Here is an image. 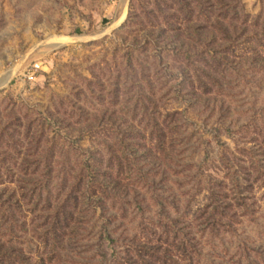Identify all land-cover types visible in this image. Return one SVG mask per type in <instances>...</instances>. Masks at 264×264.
Returning a JSON list of instances; mask_svg holds the SVG:
<instances>
[{"label": "rangeland", "instance_id": "374dc122", "mask_svg": "<svg viewBox=\"0 0 264 264\" xmlns=\"http://www.w3.org/2000/svg\"><path fill=\"white\" fill-rule=\"evenodd\" d=\"M234 4L215 84L183 1L0 0L6 264H264L263 176L214 221L264 135V0Z\"/></svg>", "mask_w": 264, "mask_h": 264}, {"label": "trees", "instance_id": "16d2710c", "mask_svg": "<svg viewBox=\"0 0 264 264\" xmlns=\"http://www.w3.org/2000/svg\"><path fill=\"white\" fill-rule=\"evenodd\" d=\"M180 1H183L184 4H186V6L189 5L190 12L192 14V18L188 19L191 23L190 30L188 29L185 38L186 39L189 38V40H194L195 42H198L206 50V54L200 56L202 60L193 61L191 58V61L189 59V63L192 66V68L196 69V71H198L199 73L202 72L206 73L207 75L206 77H208L207 79L209 83L213 81V83L219 84L220 81L219 78L222 77V75L226 73L227 70L235 69L233 68V61L231 60V56L228 53V48L225 45H223V41L228 39L230 36L229 33L233 25V23L230 20L233 18H237V16L236 17L232 16L231 13L237 11L236 5L234 4L236 0H196V2L199 3L197 9L200 13L198 15H196L195 7L194 8L192 7L193 3H191L190 0H180ZM208 1L211 4L205 5L206 2L208 3ZM204 7H206L208 11L203 10ZM193 33H195L196 37H193ZM189 44H191V41L189 42ZM191 52H193V49L191 50ZM189 53L187 55H189ZM247 60L250 62L251 58L245 59V61ZM255 61H257V58L255 59ZM261 61H264V59H261ZM200 64L202 66H199ZM260 67L258 66L257 69H259ZM197 78L198 81H193V80L189 81L192 85L193 93L200 92L202 95H205L206 93L204 91L208 89L209 85L207 81L201 78V76L198 74H197ZM257 136L259 139H261V141L257 143L256 151L253 152V154H250L251 155L250 163L247 162L246 165L248 166H243V167L241 166V169L244 172L243 175L246 177L242 179L244 180V182L240 180L243 177L242 175L239 176V174L238 175L236 173L233 174L230 177V179L232 180L231 186L227 190V192L231 193V196L229 197L228 194H226V192L220 190L217 193L218 195L217 198L215 197L214 199L215 201V206L213 207V210L215 212L214 221L216 224L219 223L218 225L221 224L222 226H226V227L232 225L231 222H228L226 220L229 219L230 221L233 219V216L230 213L233 212L234 206L237 207L244 206L243 204L244 200L242 199V195H241L242 192L244 191V190L242 191V189L245 187L244 183H248L247 185L250 188H252L253 184L255 183V181L252 182L251 180V179L254 180L255 178H252L250 174L254 173V175H256L257 177L258 176L260 178H262V176L264 177V135L261 136L260 133L259 134L257 133ZM243 153H246V151H243ZM229 159L230 158L226 157L225 155L226 163L229 161ZM220 193H224L223 196ZM227 200H232L233 202L231 201L228 202ZM3 205H4L3 197H0V208L3 209ZM150 254L153 255L154 253L151 252ZM7 256H8L7 246L4 243L0 242V264H6L5 260ZM166 259H167L166 257L159 258L157 260L158 264H169L166 261ZM125 263L154 264L150 260H147L146 258H142L141 261L137 262L134 259H132V256H130L128 262L125 261Z\"/></svg>", "mask_w": 264, "mask_h": 264}, {"label": "built area", "instance_id": "2783aa9c", "mask_svg": "<svg viewBox=\"0 0 264 264\" xmlns=\"http://www.w3.org/2000/svg\"><path fill=\"white\" fill-rule=\"evenodd\" d=\"M40 68V64L36 63L35 65H33V67H31L30 69L27 70V75L29 78H34L36 72L38 71V69Z\"/></svg>", "mask_w": 264, "mask_h": 264}, {"label": "bare ground", "instance_id": "6f19581e", "mask_svg": "<svg viewBox=\"0 0 264 264\" xmlns=\"http://www.w3.org/2000/svg\"><path fill=\"white\" fill-rule=\"evenodd\" d=\"M4 77V76H3ZM12 77V72H8L6 75H5V81L9 80L10 78Z\"/></svg>", "mask_w": 264, "mask_h": 264}]
</instances>
